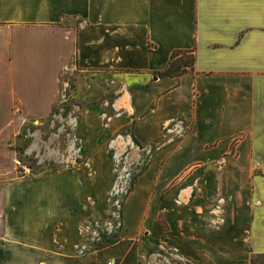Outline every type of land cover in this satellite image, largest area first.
Returning <instances> with one entry per match:
<instances>
[{
    "label": "crops",
    "instance_id": "0c3cea01",
    "mask_svg": "<svg viewBox=\"0 0 264 264\" xmlns=\"http://www.w3.org/2000/svg\"><path fill=\"white\" fill-rule=\"evenodd\" d=\"M175 51L194 70L158 76ZM66 70L100 109L89 134L153 149L124 202L129 238L148 224L152 247L195 264L264 254V0H0V124L48 114ZM12 138L0 130V264H97L74 178L17 175Z\"/></svg>",
    "mask_w": 264,
    "mask_h": 264
},
{
    "label": "rangeland",
    "instance_id": "374dc122",
    "mask_svg": "<svg viewBox=\"0 0 264 264\" xmlns=\"http://www.w3.org/2000/svg\"><path fill=\"white\" fill-rule=\"evenodd\" d=\"M77 75L73 70L62 75L61 102L48 114L39 117L28 114L33 108H13L8 113L11 122L0 124L1 131L13 134L9 147L15 152L17 175L30 178L55 172L54 178L60 177L55 184L73 192L75 183L67 180L74 178L77 202L81 200L90 212L82 226L85 247L96 249L102 263L195 264L176 247L165 243L152 247L148 224H141L133 238L124 232V202L148 166L153 149L145 150L129 133L107 141L101 140L100 132L95 137L89 134L93 124H101L92 111L100 109L84 107V98L76 92ZM85 179L92 182V194L86 199L82 197ZM158 220L164 224L162 215ZM133 242L137 243L135 256L131 253L126 263L124 257ZM140 246L143 257L138 252Z\"/></svg>",
    "mask_w": 264,
    "mask_h": 264
},
{
    "label": "trees",
    "instance_id": "16d2710c",
    "mask_svg": "<svg viewBox=\"0 0 264 264\" xmlns=\"http://www.w3.org/2000/svg\"><path fill=\"white\" fill-rule=\"evenodd\" d=\"M194 65H195V55L193 51H175L172 53L171 59L167 67L163 71L158 72L157 75L160 77L163 76L178 77L189 71H193ZM136 249H137V243L133 242L132 250H130L125 254L124 261H126V263L129 260V255L131 253L135 256ZM124 253L125 251L123 250L122 254ZM97 264H106V262L102 263L98 255ZM251 264H264V254L254 253L251 257Z\"/></svg>",
    "mask_w": 264,
    "mask_h": 264
},
{
    "label": "built area",
    "instance_id": "2783aa9c",
    "mask_svg": "<svg viewBox=\"0 0 264 264\" xmlns=\"http://www.w3.org/2000/svg\"><path fill=\"white\" fill-rule=\"evenodd\" d=\"M108 264H112V262H109Z\"/></svg>",
    "mask_w": 264,
    "mask_h": 264
}]
</instances>
